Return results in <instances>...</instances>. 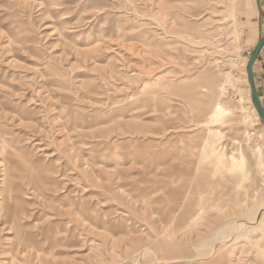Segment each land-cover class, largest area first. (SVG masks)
Here are the masks:
<instances>
[{"label": "rangeland", "instance_id": "obj_1", "mask_svg": "<svg viewBox=\"0 0 264 264\" xmlns=\"http://www.w3.org/2000/svg\"><path fill=\"white\" fill-rule=\"evenodd\" d=\"M252 2L0 0V264H264Z\"/></svg>", "mask_w": 264, "mask_h": 264}, {"label": "water", "instance_id": "obj_2", "mask_svg": "<svg viewBox=\"0 0 264 264\" xmlns=\"http://www.w3.org/2000/svg\"><path fill=\"white\" fill-rule=\"evenodd\" d=\"M257 8L261 14L264 13L263 7L261 0H256ZM264 45V33H262L255 45L254 51L252 55L250 56L247 65H246V71H247V78H248V83L250 86V92H251V100L253 105L255 106L260 120L262 124L264 125V105L263 102L259 96L257 86H256V81H255V76H254V64L257 60V57Z\"/></svg>", "mask_w": 264, "mask_h": 264}, {"label": "bare ground", "instance_id": "obj_3", "mask_svg": "<svg viewBox=\"0 0 264 264\" xmlns=\"http://www.w3.org/2000/svg\"><path fill=\"white\" fill-rule=\"evenodd\" d=\"M251 1H253L254 2V4L256 5V0H251ZM252 2V3H253ZM256 10L258 11V8H257V5H256ZM248 62V61H247ZM246 65H247V63H246ZM245 77H246V81H247V83H248V78H247V71L245 70ZM247 88H248V93H249V100H250V102H251V104H252V111H251V114H249V115H246V119H248V118H252L253 117V121H257V122H260V123H262L261 122V120H260V117H259V114H258V112H257V110H256V108H255V106L253 105V103H252V100H251V92H250V86H249V83H248V85H247ZM225 113V109H224V107L222 106V105H218L217 107H216V109H215V111H214V113L212 114V118H213V121H216V120H218L223 114ZM251 121V120H250ZM263 125V124H262ZM263 133H264V125H263ZM262 150V149H261ZM223 157H225L224 156V153L222 152L221 153V155H220V158H223ZM231 158H232V160H233V163L235 164V165H240L241 163H242V159H237L236 157H234L233 155L231 156ZM242 158H243V156H242ZM243 164V163H242ZM262 195H263V193H262ZM262 198V197H261ZM260 214L261 215H259V217L257 218V220L254 222V227H259V228H264V211H262L261 210V212H260ZM253 223V222H252ZM191 261V260H190Z\"/></svg>", "mask_w": 264, "mask_h": 264}, {"label": "crops", "instance_id": "obj_4", "mask_svg": "<svg viewBox=\"0 0 264 264\" xmlns=\"http://www.w3.org/2000/svg\"><path fill=\"white\" fill-rule=\"evenodd\" d=\"M261 3H262V7L264 9V0H261ZM259 37H258V39H259ZM254 48H255V46H254ZM254 76H255V81H256V86H257L259 96H260V98L263 102V105H264V45H263V47H262V49H261V51L257 57V60L254 64Z\"/></svg>", "mask_w": 264, "mask_h": 264}]
</instances>
